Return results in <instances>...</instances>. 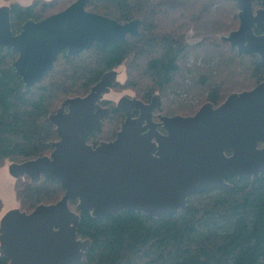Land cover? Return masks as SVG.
Masks as SVG:
<instances>
[{
  "label": "water",
  "instance_id": "obj_1",
  "mask_svg": "<svg viewBox=\"0 0 264 264\" xmlns=\"http://www.w3.org/2000/svg\"><path fill=\"white\" fill-rule=\"evenodd\" d=\"M90 1L76 0L40 21L28 20L17 34L11 6L0 7V48L18 55L13 68L25 91L55 68L62 52L75 57L94 44L106 50L110 42L139 33L140 19L119 23L88 11ZM236 2L239 27L222 40L239 55H257L264 63V0L257 10L253 0ZM117 81L118 72L111 70L87 95L63 101L49 116L58 136L53 151L9 165L15 179L55 181L64 194L56 203L29 213L13 209L2 217L0 256L7 264H80L91 244L78 238L81 212L99 219L133 210L160 218L185 209L193 194L232 187L229 176L255 180L263 173L264 81L232 93L217 107L207 102L194 115L161 116L159 124L151 114L132 118L133 109L152 112L158 106L125 96L117 104L126 119L116 138L94 146L89 136L101 135L111 114L101 101Z\"/></svg>",
  "mask_w": 264,
  "mask_h": 264
},
{
  "label": "trees",
  "instance_id": "obj_2",
  "mask_svg": "<svg viewBox=\"0 0 264 264\" xmlns=\"http://www.w3.org/2000/svg\"><path fill=\"white\" fill-rule=\"evenodd\" d=\"M261 1L253 0L254 7ZM62 2L14 3L13 32L19 33L28 20L40 21L60 12ZM237 9L236 0H91L88 11L119 23L140 19L139 33L124 42H110L106 50L94 44L79 56L62 52L55 68L30 91H25L13 68L18 55L0 48V168L6 162L49 155L52 143L58 140L49 116L58 105L87 95L105 73L131 56L133 64L125 86L139 89L143 99L165 91L175 83L181 58L191 48L187 33L193 31L200 38L197 46L204 53L222 49L229 44L219 37L236 28ZM233 56L245 66L249 64L245 70L252 76L248 84H242L238 78L243 74L234 64L219 62L220 76L207 97L216 107L232 93L250 90L264 81V63L259 56ZM139 63H143L140 68ZM229 66L234 68L229 70ZM138 71L141 74L134 76ZM118 115L121 118L116 110L105 122L103 133L91 135L88 141L98 144L99 140L114 139L120 127L114 129L113 125V133L105 136V125ZM25 179L15 187L22 211L29 213L40 204L56 203L64 194L55 181L42 179L32 184ZM227 181L232 187L193 194L185 209L160 218L150 219L133 210L99 219L81 212L78 238L89 239L91 244L80 264H264V171L255 180L229 176ZM76 205L71 202V209L76 210ZM3 206L0 197V213ZM7 263L0 256V264Z\"/></svg>",
  "mask_w": 264,
  "mask_h": 264
},
{
  "label": "rangeland",
  "instance_id": "obj_3",
  "mask_svg": "<svg viewBox=\"0 0 264 264\" xmlns=\"http://www.w3.org/2000/svg\"><path fill=\"white\" fill-rule=\"evenodd\" d=\"M34 1L35 0H0V7L11 6L14 3L20 4L22 6H29ZM41 1L50 2L52 0ZM75 1L76 0H63L62 5L59 7L57 12L64 10L68 4L71 5ZM260 7L261 4H257L255 6V10L259 9ZM225 11L227 12V9H225ZM235 11L238 16L239 8ZM237 22L238 23L235 29L239 27V18ZM227 35L229 34L226 33L223 36ZM222 37H219L221 42H223ZM187 39L191 45V48H189L188 53L183 58H181L180 70L176 75L175 83L165 91L154 93L162 96L164 102L163 113L167 115H193L205 103L209 102L207 97L210 92V88H215L214 81L216 82L217 77L219 78L220 76L218 70L219 62L225 63L226 65L234 64V66L239 69V72L243 74L240 78H238L240 81H242V84H248L252 76L250 70H245V68H249V64L247 63L245 66V64L242 62L243 60H236L233 54L238 56L239 54L237 50H233L230 45L225 44L222 46V49L217 50L213 48V53H211V51L209 53H204L201 51L202 48L200 50L197 46L200 42V38L197 37L193 31H189L187 33ZM133 58L134 56H131L123 65L116 69L118 72V82L112 86L110 93L104 96V99L109 104H112L110 106H116L123 96H144L139 92V89H133L125 86L128 78L130 77L129 66L133 64ZM137 65H139L138 68H140L142 67L143 63H139ZM233 68V66H229V70ZM137 74H141L140 71L135 73L134 76ZM141 81L142 79L138 80V87L141 86ZM60 105L61 104L58 106L60 107ZM118 117L119 118L115 117V119H113L111 122L106 123L105 136L107 134L110 135L113 133V125L114 129L117 126L121 127V123L123 122L124 118H120V115H118ZM10 164L11 162H6L4 166L0 168V197L4 204L0 213V221L8 211L17 208L21 209L20 201L17 200L15 187L17 184H19V182L27 181V179L24 180V178L18 180L11 176L9 173Z\"/></svg>",
  "mask_w": 264,
  "mask_h": 264
},
{
  "label": "flooded vegetation",
  "instance_id": "obj_4",
  "mask_svg": "<svg viewBox=\"0 0 264 264\" xmlns=\"http://www.w3.org/2000/svg\"><path fill=\"white\" fill-rule=\"evenodd\" d=\"M261 7H262V1H261ZM261 7H260V8H261ZM254 8H255V7H254ZM111 89H112V85H111ZM156 95H159V94H154L151 98H148V99H143V98H141V97H139V96L131 97V98H135V99H137V100H140L144 105L154 104L155 106H158V108H156V109H155L154 111H152V112H148L147 110H144V112H142V110H141L140 108H139V109H133V110H132V118H139V117H141L142 114H143L144 117H148L147 115H148V114H151L150 117H152V121L155 122V123H157V124H159L160 121H161V120H160V117H161V116H174V115H167V114L163 113L164 102H163V98H162L161 95H159V96H161V101H154V102H153V99H154V97H155ZM123 97H125V96H123ZM123 97H122V98H123ZM126 97H127V96H126ZM128 97H130V96H128ZM101 105H102L104 108H108V109H110V112H111L109 118L106 119V120H104V121H103V124H105V122L108 121V120L111 118V116L114 114V112H115L116 110L120 111V113H121V115H122L121 117L124 118L123 122L125 121V119H126V115L124 114V112H123L121 109H119V108L117 107V105H116V106H110V105H112V104H109L105 99H103V100L101 101ZM146 121H147V120H146ZM146 121L144 122V125L146 124ZM123 122L121 123V126H122ZM120 128H121V127H120ZM119 130H120V129H119ZM119 130L117 131L116 136H117ZM160 130H161L162 133H165V131H164L163 129L160 128ZM94 134H96V133H94ZM92 135H93V134H92ZM97 135H98V134H97ZM90 136H91V135H90ZM90 136H89V138H90ZM116 136H115V138H116ZM89 138H88V140H89ZM115 138H114V139H115ZM114 139H112V140H114ZM112 140H110V141H112ZM100 142H103V140L99 141L98 144H99ZM89 143H90V144H93V142H90V141H89ZM93 145H97V144H93Z\"/></svg>",
  "mask_w": 264,
  "mask_h": 264
}]
</instances>
